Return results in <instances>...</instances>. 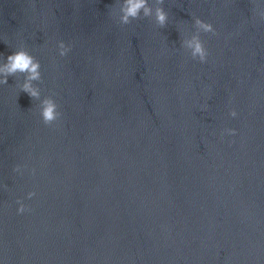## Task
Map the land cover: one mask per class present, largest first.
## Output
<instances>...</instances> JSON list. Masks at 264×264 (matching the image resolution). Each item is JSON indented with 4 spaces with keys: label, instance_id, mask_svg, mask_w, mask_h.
Segmentation results:
<instances>
[{
    "label": "water",
    "instance_id": "obj_1",
    "mask_svg": "<svg viewBox=\"0 0 264 264\" xmlns=\"http://www.w3.org/2000/svg\"><path fill=\"white\" fill-rule=\"evenodd\" d=\"M122 3L0 0V63L27 47L63 114L0 84V264H264V0Z\"/></svg>",
    "mask_w": 264,
    "mask_h": 264
},
{
    "label": "clouds",
    "instance_id": "obj_2",
    "mask_svg": "<svg viewBox=\"0 0 264 264\" xmlns=\"http://www.w3.org/2000/svg\"><path fill=\"white\" fill-rule=\"evenodd\" d=\"M164 0H155L156 7L153 9L149 0H123L120 5V23L123 25L131 24L133 20L140 19L141 13L143 17H153L156 24L164 28L168 24L169 14L162 6ZM264 15V13H261ZM194 26L196 28L195 34L189 40H183L182 46L190 49L191 57L198 59L200 62H206L209 52L206 48L205 42L201 39V33H212L216 34L214 25L207 22L199 17L195 18ZM71 51V47L65 42L60 41L59 52L61 56H67ZM22 74L24 76V82L20 85L22 92L27 93L32 100L40 101L39 114L42 122L45 125H52L56 122L63 114L59 111V105L53 96L45 97L41 100V89L38 84L34 82L42 81L41 63L40 61L31 54L27 47L21 45L11 55L7 56L6 62L0 63V84H8V78ZM230 115L232 117L237 116V112L232 110ZM228 133L235 135V129H227ZM20 171V166L17 165L14 169ZM35 169H33V173ZM36 193L30 192L28 194L29 199L34 197ZM17 203L20 205L18 209L19 214H23L26 211H31L30 207L25 205L22 200H18Z\"/></svg>",
    "mask_w": 264,
    "mask_h": 264
}]
</instances>
